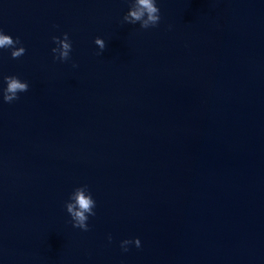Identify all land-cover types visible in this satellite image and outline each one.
<instances>
[{"label":"water","instance_id":"95a60500","mask_svg":"<svg viewBox=\"0 0 264 264\" xmlns=\"http://www.w3.org/2000/svg\"><path fill=\"white\" fill-rule=\"evenodd\" d=\"M156 2L143 30L129 0H0L26 49H0V90L29 85L0 91V264H264V0Z\"/></svg>","mask_w":264,"mask_h":264},{"label":"clouds","instance_id":"9594fccd","mask_svg":"<svg viewBox=\"0 0 264 264\" xmlns=\"http://www.w3.org/2000/svg\"><path fill=\"white\" fill-rule=\"evenodd\" d=\"M160 20L161 14L156 0H129V11L123 16L122 24H139L141 29L148 30L156 28ZM52 42L57 45L52 49L53 59L61 62L68 61L72 51V43L68 34L64 33L63 38L53 36ZM94 43L100 50L97 55H101L106 49L105 41L101 38H96ZM17 45H21L18 37L14 40L11 36L5 35L0 31V49H12L11 58L14 60L19 59L26 52L23 46L17 47ZM73 67H76V65L74 64ZM3 83L6 87L0 91H2L4 103L11 104L19 99L18 93H24L29 90L28 83L21 82L16 76L3 77ZM95 207L96 202L88 191L87 186L76 188L69 196V201L65 203L66 211L71 217L72 227L85 232L89 231L87 221L90 216H95L96 213L93 211ZM109 242H111V236H109ZM130 244H134L137 248L141 246L138 238L135 240H124L121 243L123 251H128L127 246Z\"/></svg>","mask_w":264,"mask_h":264}]
</instances>
